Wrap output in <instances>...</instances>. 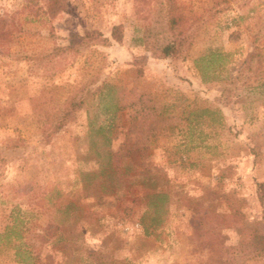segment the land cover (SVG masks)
<instances>
[{
  "label": "rangeland",
  "instance_id": "obj_1",
  "mask_svg": "<svg viewBox=\"0 0 264 264\" xmlns=\"http://www.w3.org/2000/svg\"><path fill=\"white\" fill-rule=\"evenodd\" d=\"M49 1L0 0V16H8L13 33L0 41V234L19 207L33 233L49 223L61 229L44 246V263L217 264L215 251L236 247L251 229L264 232L257 193L264 182V69L237 79L250 53L264 60V0L220 7L217 0H177L183 13L207 18L184 61L155 59L140 42L158 0H58L62 9L55 15ZM118 25L122 44L94 43L52 68L34 60L67 46L73 33L109 37ZM210 51L224 56L203 81L195 61ZM82 97L83 107L47 143L32 100L41 98L55 111ZM167 105L176 106L170 117L187 106L217 108L225 123L205 128L212 137L196 146L186 122L164 127L159 113ZM91 125L111 127L110 179L100 174L103 138ZM135 144L146 149L145 163L172 194L163 222L149 234L140 222V187L131 172H120ZM69 202L74 211L65 209ZM192 204L201 211L193 212ZM150 216L144 215L147 225ZM31 238L42 247L41 239ZM0 264H19L7 244L0 246Z\"/></svg>",
  "mask_w": 264,
  "mask_h": 264
},
{
  "label": "trees",
  "instance_id": "obj_2",
  "mask_svg": "<svg viewBox=\"0 0 264 264\" xmlns=\"http://www.w3.org/2000/svg\"><path fill=\"white\" fill-rule=\"evenodd\" d=\"M228 1L217 0L215 6L220 7ZM61 9V6L58 7V0L49 1L48 12L51 15H55ZM7 17L0 16V41H5L13 35L8 28ZM206 22L207 18L203 14L187 15L183 13L177 0H158L157 7L151 11L146 19L140 42L145 51L150 53L155 59L184 61L190 56L195 40ZM123 40L124 28L121 25L114 26L109 37H105L100 31L84 30L83 34H71L67 46H56L46 56L34 60L39 62V64H46V66L52 68L58 59L70 54L79 55V53L94 43L102 42L104 45H111L112 42H115L122 44ZM223 56L217 51H210L208 56H203L195 61L203 81H206V74L211 65L217 61H222ZM203 62L205 64L200 66L199 63ZM254 68H256V71H263L264 60L257 53H250L242 63V70L239 72L237 79L242 80L244 77H240V75L242 76L245 73H254ZM139 73H142V71H139ZM84 100L85 98L82 97L78 101L71 103L70 107L55 111L51 110L47 106L48 103L42 101L41 98L32 100L36 123L47 143L83 107ZM175 108V105L164 106L159 113L161 122L164 123V127L176 120L186 122L185 128H187V131H185V134L196 146L206 145L207 140L212 137V133H206L205 128L214 129L215 127H222L225 123V117L217 108L197 106L194 109H189L190 106H187L186 110L184 109L178 117L174 115L170 117L171 115L168 114L172 113ZM91 126V131L103 138L104 153L100 155L102 157L100 174L102 176L106 175L110 179L115 173L113 152L109 149L112 142L111 127L100 126L96 128L93 125ZM135 148L131 149V163L126 162L120 172L123 177L128 176L131 172V179H134L140 187L139 191L143 195L142 202L145 203L144 214L140 222L145 234H149L150 229L158 227L163 222L161 216L164 215L167 204L171 203L172 194L170 190L164 187L165 180L161 173H153V168L145 163L146 149H140L136 144ZM257 193L259 200L264 201V182L257 185ZM192 206L193 212L201 211L198 206L193 204ZM65 207L66 210L70 211H74L77 208L73 202L67 203ZM148 213L151 216L147 225L143 220L144 215ZM24 214L19 207L13 208L10 214V223L0 234V246L4 244L10 246L14 251L16 263L49 264L44 263L46 259H41L44 246L47 248L49 241L56 239L61 229L59 226L49 223L41 228L40 233H33L32 229L27 226L28 223L24 219ZM32 235L43 241L42 247L38 248L32 243ZM221 250L215 251L217 264H237L240 260L245 261L248 258L260 259L264 262V232L257 228L251 229L248 236L241 240L236 247ZM227 254L230 255L231 259L224 262L221 258Z\"/></svg>",
  "mask_w": 264,
  "mask_h": 264
}]
</instances>
